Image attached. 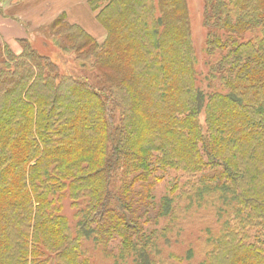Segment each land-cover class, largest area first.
I'll list each match as a JSON object with an SVG mask.
<instances>
[{"label":"trees","instance_id":"obj_1","mask_svg":"<svg viewBox=\"0 0 264 264\" xmlns=\"http://www.w3.org/2000/svg\"><path fill=\"white\" fill-rule=\"evenodd\" d=\"M88 2L102 45L61 17L57 56L0 50V264H91L85 243L116 238L121 262L163 264L148 224L191 210L156 201L174 170H209L196 201L221 203L203 264H264V0H204V79L187 0Z\"/></svg>","mask_w":264,"mask_h":264},{"label":"rangeland","instance_id":"obj_2","mask_svg":"<svg viewBox=\"0 0 264 264\" xmlns=\"http://www.w3.org/2000/svg\"><path fill=\"white\" fill-rule=\"evenodd\" d=\"M12 1L18 2V0H7L6 2H8L9 8V10L7 9V12L10 11L12 14H16L14 16H19V18L21 17L24 24L29 26L28 29L33 32V34L24 40H28L27 42L30 47L35 50L37 49V52L40 54L47 53V50H53L55 51L53 56H57L60 45L63 47L69 46L68 42L62 40V37H65L64 35L66 33L68 35V32H63L60 37L56 39L57 43L60 45L56 44L55 46V43L52 41L56 38V36H58V29L54 28L52 25L58 18L61 17L65 18L63 21H66L68 24L82 28L88 36L100 45H102L106 40L107 30L99 20L95 19V17L94 19L90 17V14L94 12L90 6H88V9L84 7V11L81 12L77 11V8L80 7L78 3L75 5V10H72L71 12H68L67 15H61L53 20L50 18L52 16L48 12L49 8L47 5L49 0H23L17 7L9 5ZM6 2L0 1V5ZM187 5L190 17L191 39L195 54L199 61L198 71L201 73V79H204L209 69L205 67L207 64L206 58L203 55L206 42V29L204 27V0H187ZM84 12L86 13L84 14ZM76 15H82L84 19L81 21L76 20L78 23L74 21L72 23L69 19L71 17L75 18ZM18 44V46L14 45V47H12L13 45L11 46L7 43L0 42V50L7 45L9 50L14 55H21L24 46L21 44V41ZM17 52H19V54ZM5 61L4 51L0 52V64L2 65ZM66 65L70 66L69 64ZM60 66L63 67V70H68L64 63L61 62ZM79 72V68H73L69 73L78 75ZM206 84L199 82V86L207 91V87L205 86ZM201 119L204 120V115H201ZM209 173L210 171L207 170L204 173L195 175L196 177H193L188 173L175 170L161 174L164 179L162 182L156 184L154 188V194L157 202H159L162 197L169 195L176 197L175 206H177L179 197L183 192H186L187 195L190 194L192 197V199H190L191 210L186 208L189 201H183L179 204L176 216H174L173 219H161L159 224H156L153 220L148 224L149 229L160 232L161 240L159 242V247L161 250V256L159 259H162L163 264L209 263V253L213 248V241L215 240V236L219 235L221 231L222 220L217 214L218 207L221 203L214 201V203L211 204L206 201L202 203L201 206H198V202L196 201L197 198L195 196L196 192H198V184L200 183L199 176L202 177ZM171 190H176L175 195L172 193L170 194ZM64 212L73 226L76 221L75 214H77V212L71 207L70 201L65 202ZM248 232L251 237H260V241L264 243V228L254 227L253 229H248ZM164 236H167L168 238H165ZM85 248L88 251L87 254L90 257L91 264H126L118 259V255L120 254V239L118 238L111 240L107 246L104 247L99 245L96 246L93 242H87L85 243ZM189 251L193 254L191 259L187 258Z\"/></svg>","mask_w":264,"mask_h":264},{"label":"crops","instance_id":"obj_3","mask_svg":"<svg viewBox=\"0 0 264 264\" xmlns=\"http://www.w3.org/2000/svg\"><path fill=\"white\" fill-rule=\"evenodd\" d=\"M1 2H6L7 0H0ZM23 0H18V2H11L9 5L11 6H19ZM89 0H49L47 7L49 14L52 16L51 19L55 20L57 17L64 15L72 10H75V5L79 3L80 7L77 8V11H84V7L88 9V2ZM8 2L0 5V42L7 43L9 45H19L18 43L28 36L32 35L28 29V25L24 24L21 20V17L14 16L16 14H12L10 11L7 12ZM2 10V11H1ZM89 11V10H88ZM91 11V10H90ZM92 12V11H91ZM86 12H84L85 14ZM92 14V15H91ZM90 17L92 19H96V13L92 12ZM84 17L82 15H76L75 18L71 17L69 20L73 23L77 22L76 20H83ZM78 23V22H77ZM19 54V52H17Z\"/></svg>","mask_w":264,"mask_h":264}]
</instances>
